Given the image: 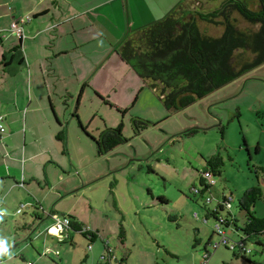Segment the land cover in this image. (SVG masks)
<instances>
[{
  "label": "rangeland",
  "instance_id": "obj_1",
  "mask_svg": "<svg viewBox=\"0 0 264 264\" xmlns=\"http://www.w3.org/2000/svg\"><path fill=\"white\" fill-rule=\"evenodd\" d=\"M247 1L251 6L254 3V0ZM180 2L178 9L185 5L209 11L221 0ZM148 5L156 8L164 6L159 0H148L146 7ZM234 17L237 18V26L243 30L257 28L239 13H235ZM200 24L203 29L209 27L210 34L219 36L223 32L221 25L203 21ZM117 45L109 47L105 43L107 50L102 59L99 58L101 53L95 51L88 53L87 58L74 52L56 60L44 59L46 66L53 67V62L55 67L56 64L61 66L66 72V79L58 82L52 75H38L37 82L40 79L41 86L48 85L49 89L53 86L52 90L42 87V97L34 93L35 85L30 79L29 87L34 100L31 104V95L28 94L22 116L27 109L37 105L40 108L32 110L28 116L29 126H35V135L42 130L44 133L51 125L55 137L64 130L66 142L55 143L57 146L61 144L56 154L62 158V163L57 164L63 170H57L64 176L59 178L53 171L50 185L53 192H60L54 199L50 195L48 210L56 209L53 218L43 222L39 228L42 235L33 239L34 245L26 247L27 259L16 256V264H30L29 260L33 264H99L102 253H108L103 239L110 243L119 258L126 257V264H223L225 261L248 264L246 259L236 258L233 250L225 245L212 246L220 235L216 231L215 217L207 216L209 210L220 209L218 205L226 196L230 198V206L226 205L219 212L222 215L231 212L242 227L246 211L240 208V198L250 187L261 185L258 167L264 166V63L188 107L172 111L165 107L160 91L122 59ZM94 47L98 50L101 46L90 45L91 49ZM110 50L112 54L106 58ZM246 54L252 56L251 52ZM103 60L105 62L101 65ZM85 82L88 84L80 98ZM47 91L52 95L48 96ZM97 93L111 103L101 99ZM13 103L5 101L3 104L0 101V107ZM125 108L127 113L120 112ZM137 117L150 123L136 134L134 119ZM79 120L90 135L80 126ZM122 123L128 141L100 155L91 135L98 138L106 127L116 128ZM3 125L6 128L0 132V143L3 142L7 149L10 128L5 122ZM191 128L198 131L182 134ZM257 145L261 148L259 153L256 152ZM22 153L23 150L9 154L4 164L6 161L12 165L13 171L15 167L21 168L25 164ZM214 154L223 157L222 171L220 175L207 178L206 182H212V186L202 193L200 182L206 169V158ZM29 164L28 160L26 166ZM79 179L80 183L76 185ZM64 186L73 188L63 192ZM43 187L46 191L50 188ZM260 187L263 195L255 203L254 210L258 216H263L264 185ZM11 195L0 191V201ZM163 197L167 202L162 200ZM27 207L24 205L23 211ZM70 207L85 225L99 230L101 237L92 242V249L88 248L91 241L74 229H71L70 236H53V242L44 233L46 227L55 223L56 218H63V213H67ZM23 215L25 213L15 214L12 210L6 216H0V234L8 238L11 230L10 235L14 237L17 230L12 224L22 219ZM121 227L125 231L124 242L119 238ZM225 230L230 239L239 240L238 232L229 228ZM17 237L24 239L20 232ZM44 241L53 243V255H40L35 250L43 248ZM12 244L7 242L6 247ZM246 246L252 249L248 252L249 258L264 264V250L251 241H246ZM55 249L60 251L59 255L54 254ZM17 250L14 249L12 254ZM0 264L6 263L0 261Z\"/></svg>",
  "mask_w": 264,
  "mask_h": 264
},
{
  "label": "crops",
  "instance_id": "obj_2",
  "mask_svg": "<svg viewBox=\"0 0 264 264\" xmlns=\"http://www.w3.org/2000/svg\"><path fill=\"white\" fill-rule=\"evenodd\" d=\"M159 1L163 2L164 5L161 8L151 5L146 7L148 0H0V88L2 90H0V101L3 104L5 101H12L16 104L17 101L19 102L18 105L13 103L10 106L0 107L2 122H5L10 128V135L7 137L8 142H6L7 149L3 146V142L0 143L2 147L0 148V181H4L0 182V191L2 193L8 192V195L12 194L0 201V216H6V213H11L12 210L15 211V214L25 213L22 219L12 224L17 230L14 237L10 235L12 234L11 230L8 238H5L3 233L0 234V256H2L0 261H4L6 264H16V256H21L24 260L27 259L29 254H27L26 247H29L28 244L34 245L33 239L42 235L39 230L31 233L35 223L37 220L44 219L45 221L50 217L53 218L54 210H56L53 207L52 213L49 215L50 210L48 209L51 202L50 197H52L50 195H53L54 199L60 194L58 190L53 192L50 185V182H53V171L58 174L59 178L64 176L62 172L57 170L58 168L63 170L60 165L62 158L56 154L57 149L61 148V144H59L60 146L55 145V143L63 140L55 137L53 125L48 126L44 133L42 130L35 135V126H29L28 116L32 110L36 111L40 108L37 105L27 109L22 116L28 94L31 95V104L34 100L29 87L30 79L35 85L34 93L42 97V87L48 90L49 86H41L40 79L37 82L38 75L40 76L42 73L43 76L52 75L58 82L66 79V72L61 66L56 64L55 67L54 62L53 67L46 66L44 59L56 60L74 52L78 56L87 58L88 53L93 51L98 54L101 53L99 58L102 59L107 50L105 43L109 47L119 43L127 30L144 26L164 17L182 0ZM27 14H31L32 18L23 24L24 36H19L12 29V23ZM42 15L46 17L40 18ZM91 44H100L101 47L98 50L95 47L91 49ZM110 52L111 50L106 58L112 54ZM104 62L103 60L101 65ZM52 89L53 86H50L49 90ZM47 92L48 96L52 95L50 91ZM48 117L51 116L48 115ZM32 118L37 121L35 116ZM28 132L30 136H28ZM1 138L0 135V141ZM18 138H22V140ZM22 143H24L23 146H21ZM9 148L10 152H8ZM22 150V160L25 164L21 165V168L20 166L19 168L15 167L16 170L13 171L12 165L6 161L4 164V160L6 158L8 160L9 154ZM260 150L261 148L257 145L256 152L259 153ZM28 160L30 164L27 167ZM53 165L58 167L53 168ZM258 180L261 185H264L263 173H259ZM79 183L80 179L76 185ZM43 186L47 188L50 186V188L46 191ZM73 187L64 186L63 192H68ZM227 199L228 197H226ZM226 200L219 203L218 206L222 204L223 209L218 210L225 209ZM24 205L28 206L26 208L28 211L19 212V209ZM63 214L64 217H70L83 223L79 216L73 213L72 207ZM222 214V212L215 213L217 216H222ZM49 226L46 227L44 233L46 232L53 242V235L47 230ZM229 229L234 231L233 227ZM70 231L72 230L68 227L65 233L57 237L70 236ZM19 232L23 233L24 239H18ZM7 242L8 245L13 244L7 248ZM14 249L18 250L12 254ZM35 250L40 255H53V243L44 241L43 248H35ZM29 263L33 264L34 262L29 260Z\"/></svg>",
  "mask_w": 264,
  "mask_h": 264
},
{
  "label": "trees",
  "instance_id": "obj_3",
  "mask_svg": "<svg viewBox=\"0 0 264 264\" xmlns=\"http://www.w3.org/2000/svg\"><path fill=\"white\" fill-rule=\"evenodd\" d=\"M179 3L164 17L130 29L117 45L122 59L147 83L160 91V98L165 107L172 111L188 107L264 63V0H254L252 6L247 0H221L218 6L209 11L200 7L192 9L185 5L182 7L184 9H178L181 5ZM235 13L257 25V28H239ZM28 15L32 18L31 14ZM201 21L223 26L222 34H210L209 27H201ZM247 51L251 52L252 56L247 55ZM86 85L87 82L82 85L80 98ZM97 95L106 101L101 93ZM127 111L125 108L120 112L125 114ZM75 116L79 119L77 113ZM149 123L141 117L134 119L135 133L146 129ZM79 124L90 135L81 120ZM197 131V128H191L182 134L189 135ZM56 137L66 141L64 130L59 131ZM91 137L96 142L100 155L128 141L123 133V123L116 128L106 127L98 138L92 135ZM223 164L220 154L206 158V169L200 182L203 186L202 193L212 186L206 182L205 171L211 172L213 176L220 175ZM258 170L264 175V166H260ZM262 195V188L257 185L243 193L239 204L240 208L246 211V221L242 227L231 212L217 216L215 213H219V210L216 208L214 211L209 210L207 216H215L217 220L224 218V227H233L234 231L238 232L239 240H232L237 243L236 247L225 246L233 250L236 258L246 259L248 264L258 262L249 258L248 252H252V249L246 246V241H251L264 250V216H258L254 210L255 203ZM163 198L162 200L167 202ZM225 199L226 196L223 200ZM219 208L223 209V205L220 204ZM22 211L21 208L20 212ZM70 220V228L88 238L91 241L89 249H92V242L101 237L99 230L92 229L79 220ZM119 238L121 242L125 241V231L122 227ZM103 242L108 253H102L99 264H108L112 256L113 263L126 264L125 256L119 258L110 243L104 239ZM223 264L230 263L225 261Z\"/></svg>",
  "mask_w": 264,
  "mask_h": 264
},
{
  "label": "built area",
  "instance_id": "obj_4",
  "mask_svg": "<svg viewBox=\"0 0 264 264\" xmlns=\"http://www.w3.org/2000/svg\"><path fill=\"white\" fill-rule=\"evenodd\" d=\"M30 19H31V17L27 14V15L21 17L19 20L13 21L12 29L14 31H16L19 36H24L23 24ZM4 130H5V127L2 123V117H0V131L3 132ZM204 175L206 177V180H207V178L213 177V174L211 172H207V171H205ZM209 183L212 184V182H209ZM226 201H227V205H229L230 204V202H229L230 198H228ZM20 211H21V208L19 209V212ZM70 219H71L70 217H66V216L63 218H56V222L47 228L48 232L50 234H52L53 236H61L63 233H65V231L68 227L70 228V225H69L70 221H71ZM223 220H224V218H222V217H220V219L217 220L216 231L220 235V239L216 242H213L212 246L214 248H217L219 245L224 244V245H230L232 248H235L237 243L235 241H232V239H230L227 236L225 227L223 225V223H224ZM238 244L242 245V243H238ZM90 247H91V245L88 246V248H90ZM54 254H56V255L59 254V251L55 250ZM102 258H104V256H102ZM113 258H114V256H112L110 258V261L108 262V264H117V263H113L114 262ZM30 264H32V263H30Z\"/></svg>",
  "mask_w": 264,
  "mask_h": 264
},
{
  "label": "water",
  "instance_id": "obj_5",
  "mask_svg": "<svg viewBox=\"0 0 264 264\" xmlns=\"http://www.w3.org/2000/svg\"><path fill=\"white\" fill-rule=\"evenodd\" d=\"M50 213H52V209L49 211V215H50ZM49 215H48V216H49ZM48 216H47V217H48ZM43 222H44V219L37 220V222L35 223V225H34L32 231H31V233L33 234V233H35V232H38V230H39L40 226L43 224ZM41 233H42V231H40V234H41ZM32 234H31V235H32ZM27 239L29 240L28 237H27ZM27 239H26V240H27ZM26 240H25V241H26ZM28 240H27V241H28Z\"/></svg>",
  "mask_w": 264,
  "mask_h": 264
},
{
  "label": "clouds",
  "instance_id": "obj_6",
  "mask_svg": "<svg viewBox=\"0 0 264 264\" xmlns=\"http://www.w3.org/2000/svg\"><path fill=\"white\" fill-rule=\"evenodd\" d=\"M226 233H227V231H226Z\"/></svg>",
  "mask_w": 264,
  "mask_h": 264
}]
</instances>
